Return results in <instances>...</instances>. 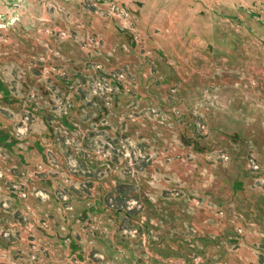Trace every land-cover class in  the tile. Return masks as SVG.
Listing matches in <instances>:
<instances>
[{"label": "rangeland", "instance_id": "1", "mask_svg": "<svg viewBox=\"0 0 264 264\" xmlns=\"http://www.w3.org/2000/svg\"><path fill=\"white\" fill-rule=\"evenodd\" d=\"M0 264H264V0H0Z\"/></svg>", "mask_w": 264, "mask_h": 264}]
</instances>
